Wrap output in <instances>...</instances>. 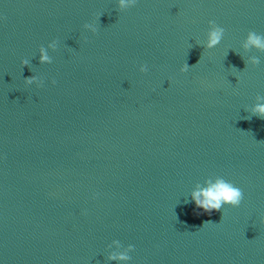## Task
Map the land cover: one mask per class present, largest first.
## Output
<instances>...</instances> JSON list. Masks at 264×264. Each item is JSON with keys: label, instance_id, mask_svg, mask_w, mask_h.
<instances>
[{"label": "water", "instance_id": "95a60500", "mask_svg": "<svg viewBox=\"0 0 264 264\" xmlns=\"http://www.w3.org/2000/svg\"><path fill=\"white\" fill-rule=\"evenodd\" d=\"M250 36L264 0H0V264H264Z\"/></svg>", "mask_w": 264, "mask_h": 264}, {"label": "clouds", "instance_id": "9594fccd", "mask_svg": "<svg viewBox=\"0 0 264 264\" xmlns=\"http://www.w3.org/2000/svg\"><path fill=\"white\" fill-rule=\"evenodd\" d=\"M135 2H137V0H135ZM120 6H125V0H120ZM210 24H215V22H210ZM223 31V28H218L216 31L211 33L210 47L216 45L220 41ZM249 42L256 47H264V45L261 44L259 38L255 36H250ZM44 59H47V57H44ZM22 63L24 66H27L28 60H24ZM188 69L189 65L185 64L182 70L187 72ZM146 70L147 65H143L141 71ZM27 83H31V78H27ZM255 111L260 114V118H264V106H258ZM203 196L204 199L201 200V193H196L194 194L193 199L196 207L202 209L204 213L209 215H211L213 211L221 212V209L225 205L233 208L239 207L243 200L242 190L234 186L232 183L224 180L218 181V183L211 189L205 190L203 192Z\"/></svg>", "mask_w": 264, "mask_h": 264}]
</instances>
